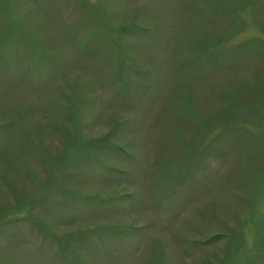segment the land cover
<instances>
[{"label": "rangeland", "instance_id": "rangeland-1", "mask_svg": "<svg viewBox=\"0 0 264 264\" xmlns=\"http://www.w3.org/2000/svg\"><path fill=\"white\" fill-rule=\"evenodd\" d=\"M0 264H264V0H0Z\"/></svg>", "mask_w": 264, "mask_h": 264}]
</instances>
